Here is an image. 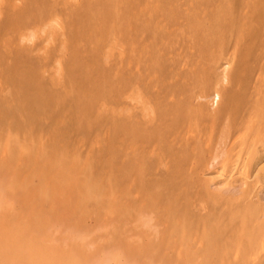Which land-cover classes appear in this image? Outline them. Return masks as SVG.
<instances>
[{"label": "rangeland", "instance_id": "rangeland-1", "mask_svg": "<svg viewBox=\"0 0 264 264\" xmlns=\"http://www.w3.org/2000/svg\"><path fill=\"white\" fill-rule=\"evenodd\" d=\"M136 1L0 0V157L19 158L28 177L7 194L41 182L25 156L42 139L60 146L64 165L88 162L72 225L46 194L38 221L16 217L17 203L0 210L2 255L10 264H264V0H161L130 22ZM61 63L77 93L63 122L45 90L54 75L52 89L65 88ZM16 69L38 78L41 101Z\"/></svg>", "mask_w": 264, "mask_h": 264}, {"label": "bare ground", "instance_id": "bare-ground-1", "mask_svg": "<svg viewBox=\"0 0 264 264\" xmlns=\"http://www.w3.org/2000/svg\"><path fill=\"white\" fill-rule=\"evenodd\" d=\"M69 1V0H67ZM74 1V0H73ZM159 1L161 2V0H138L136 1L135 3L132 4V6H130V11H129V20L130 22L132 21L130 18L131 16H135L136 18V15L137 17L138 16H142L145 12V9L147 7V10L150 9L151 7H149V4L150 6L153 5L157 8V6L159 5ZM3 2V1H2ZM6 2V0H5ZM4 2V4H5ZM11 2V1H10ZM66 2V1H65ZM9 3V2H8ZM13 3V2H12ZM156 3V4H155ZM158 4V5H157ZM167 4V3H166ZM16 5V4H15ZM147 5V6H146ZM171 5V4H169ZM10 6V5H9ZM145 6V8H144ZM176 6V5H175ZM258 6V5H257ZM156 8H152L153 10ZM170 9V7H168ZM167 8V9H168ZM155 12V11H154ZM176 13V12H175ZM57 19V18H56ZM55 20V19H53ZM58 22V20L56 21ZM54 23V22H53ZM49 24V23H48ZM51 24H52V21H51ZM56 24V23H55ZM52 26V25H51ZM62 26V25H61ZM64 26V25H63ZM201 26V25H200ZM48 27V26H47ZM50 29V28H49ZM54 29V28H53ZM45 30V28H44ZM51 30V29H50ZM98 28H95L93 30V33L92 35L90 36V39L92 41H97V42H100V36L98 34ZM32 33V32H30ZM29 33V34H30ZM205 33V31H204ZM31 35V34H30ZM34 35V34H33ZM37 35V34H36ZM39 35V34H38ZM37 35V36H38ZM197 36V35H196ZM33 37V36H32ZM46 37V36H45ZM44 37V38H45ZM112 37L114 38L115 40L117 39V32H116V27L112 24L111 25V34L109 36V38ZM62 39V38H61ZM113 39V40H114ZM22 40V37L21 39ZM45 40V39H44ZM43 40V41H44ZM50 40V39H49ZM112 40V39H111ZM110 40V41H111ZM64 42V41H63ZM17 45V44H16ZM20 45V44H19ZM62 45V44H61ZM110 46V45H109ZM25 47V46H24ZM24 47H21V51H23L22 49H25V51L27 50L26 48ZM107 47V46H106ZM143 48H147V46L144 44V46H142ZM15 48V47H14ZM62 48V47H61ZM66 50V49H65ZM106 48H101L99 50L100 52V56H99V59H103L102 61H105V58H108V55L106 56ZM148 51V48L146 49ZM17 51V49L15 50ZM20 51V52H21ZM25 51L21 52V53H24ZM146 52V51H145ZM27 53V52H26ZM229 55H227L228 57ZM104 57V58H103ZM97 60H98V57L96 58V64H97ZM110 60V59H109ZM112 60V59H111ZM62 62V60H60ZM105 63V62H104ZM54 64V63H53ZM62 65V71L61 73H63V75H65V78H64V82H65V88L63 89V91L61 92H56L54 89H52V87H54V85H56V81H57V78L55 77L56 75H54L56 72L54 71V77H52L50 80H49V87H45V90L47 89V94H48V97L49 98H55V101L58 102L59 104L58 105V108H56V111H57V116H58V119H59V122H63L65 120V118L68 117V108H69V104H70V99L72 98H75L74 95H77L76 93V90H75V87L73 86L70 78V71L68 70L67 66L64 65V63H61ZM96 64L94 62H91V61H85L83 62L82 64V68H81V73L84 77V80L86 82H90V81H93L89 74H90V70L94 68V66H96ZM224 64V63H223ZM59 64L57 63L56 67L58 66ZM54 70H57V68H55ZM58 70H60L58 68ZM59 72V71H57ZM61 73H57L58 75H60ZM16 74L17 76H19L20 78L23 79V81L25 83H30L34 86L35 88V99L38 100V101H41L42 98V93H40L38 91V88L39 87H42V84L39 82L38 78H34L32 79L31 76L28 74H26V72L23 70V69H16ZM67 75V76H66ZM221 75V74H220ZM63 82V81H62ZM56 83V84H55ZM62 85V86H64ZM8 91V90H7ZM9 92V91H8ZM92 93V92H91ZM90 93V89L86 88L85 86H81L79 88V95L82 96L83 98H88L89 100L93 99V94ZM38 96V97H37ZM37 97V98H36ZM44 101H46L44 99ZM203 101V100H202ZM142 103V102H141ZM146 102H144L143 104H145ZM106 104V103H105ZM147 105V104H146ZM210 106V105H209ZM143 107V105H142ZM147 107V106H146ZM112 109V108H111ZM110 109V110H111ZM145 109V108H143ZM147 110V109H146ZM121 111V110H120ZM125 111V110H124ZM148 111V110H147ZM144 112V111H143ZM146 112V111H145ZM109 113V112H108ZM113 113V112H112ZM111 113V114H112ZM127 113V112H126ZM149 114V113H148ZM105 115V113H104ZM118 115V114H117ZM103 117V118H102ZM101 118L103 120H107V118H105L104 116H102L101 114ZM109 124H113L114 122L112 121H109ZM126 124V127H127V130H130L132 129L131 125H129L127 122H125ZM54 127V126H53ZM51 127V128H53ZM56 127V126H55ZM55 127L51 130V133H55L56 132V129ZM46 137V136H45ZM96 138V137H95ZM188 138V137H187ZM28 139V138H27ZM36 139V138H35ZM33 140L34 143H37L35 142L36 140ZM42 138H39V141H41ZM9 140H7V143H8ZM30 140H27L26 142H29ZM3 141H0V144L2 143ZM5 142V141H4ZM27 146L29 145L28 143H26ZM31 142H32V139H31ZM47 142V141H46ZM96 142H97V139H96ZM30 143V142H29ZM34 147L36 144H34ZM98 143V142H97ZM5 143H3L4 145ZM23 144V143H22ZM21 144V145H22ZM31 144V143H30ZM44 139H42V142L41 143H38V147H36V150L34 153V155L31 154V156H25L27 157V160L29 159V163L34 165L35 167L32 169L34 173H37V174H40V177L41 179V182L39 183V185H35L31 188H29L27 190V192H25L23 195H8L7 192L10 191V187L12 186V184L14 183H21L24 181V179L27 177V175L25 176H21L18 172V169L17 167L19 166V162L21 161L19 158L18 160L16 159V161H12V159L10 158V156H1L0 157V210H5V211H14L15 210V204L17 203L18 204V210H19V214L16 216L18 217L19 219H23V220H27V221H38L39 219L41 218H45L44 217V213L43 214H40V212L38 213L39 210L42 209V206L40 204V195H43V194H46L48 197H49V202H50V210L53 211V213H57L55 218L57 219H61L60 221L64 222V224L66 226H70L72 225V222H71V217L69 215V213H71V211H74V208H76V205L79 204V202H81L80 200V197L82 194H84V191L83 189H85V186H86V183H84V180H85V176H84V173L82 175L81 173V170L80 168L83 167L85 165V162H87V160H84L81 161L83 162L82 165L79 167H75V165L73 164H70V163H73V162H70L69 165H64V161H66V157H65V153L64 152H58L62 155H58L57 154V150L60 146H58L57 144L55 143H52L50 144L49 143V149L47 148H44L45 145H44ZM95 144V143H94ZM10 145V144H9ZM8 145V146H9ZM36 145V146H37ZM93 145V144H92ZM17 146V145H16ZM24 145H22V149H25L24 151L21 150L19 148V154L21 152H25L26 153V149H27V146H25V148H23ZM6 147V145H5ZM14 147V146H13ZM20 147V146H19ZM2 149H4V146L2 147ZM13 149V148H12ZM60 149V148H59ZM17 151V149H16ZM55 151V152H54ZM24 154H20L18 157H22L23 160H24ZM64 156V157H63ZM67 156V155H66ZM228 157V156H227ZM84 158V157H83ZM86 159V158H85ZM15 160V159H14ZM22 160V161H23ZM75 160V159H74ZM25 162V161H24ZM22 163V162H21ZM77 163V162H76ZM88 163V162H87ZM139 166V165H138ZM22 167V166H20ZM87 167V166H86ZM30 169V168H29ZM30 173H31V170H30ZM23 175V174H22ZM246 176V175H245ZM249 177V176H248ZM251 177V176H250ZM28 178V177H27ZM96 179V178H95ZM102 179V178H101ZM250 180V179H249ZM88 182V181H87ZM246 182V181H245ZM103 183V182H102ZM17 184V185H18ZM100 184V183H99ZM23 186V185H22ZM235 188H237V186H235ZM240 188V187H239ZM23 189V187H22ZM9 190V191H8ZM87 190V189H86ZM242 190V188H241ZM23 191V190H21ZM20 191V192H21ZM107 191V190H106ZM235 191V190H234ZM15 192V191H14ZM230 193V191H228ZM238 192V191H236ZM244 192V191H243ZM242 192V193H243ZM42 193V194H41ZM232 193V192H231ZM110 194V193H109ZM86 195V194H85ZM109 196V195H107ZM113 197H115L113 194L111 195ZM110 196V197H111ZM83 197V195H82ZM112 197V198H113ZM234 197V196H233ZM240 197V196H239ZM85 198V197H84ZM108 198V197H107ZM111 198V199H112ZM235 198V197H234ZM237 199V198H236ZM103 200V198H102ZM101 200V201H102ZM105 200V199H104ZM103 200V201H104ZM108 200V199H107ZM119 200V199H118ZM233 200V199H232ZM231 200V201H232ZM234 201V200H233ZM48 202V203H49ZM100 202V201H99ZM105 202V201H104ZM85 203V202H84ZM157 203V202H156ZM103 204V203H102ZM110 204V203H109ZM159 204V203H158ZM253 204V203H252ZM228 205V204H227ZM110 206V205H109ZM48 207V208H49ZM78 207V206H77ZM83 207V206H82ZM81 207V208H82ZM107 207V206H106ZM112 207V206H111ZM163 208V207H162ZM17 210V209H16ZM109 210V209H108ZM236 210V209H235ZM46 211V210H45ZM81 211V210H80ZM18 212V211H17ZM43 212V211H42ZM80 213V212H79ZM264 213V212H263ZM46 214H48V212H46ZM51 214V213H49ZM53 216V217H54ZM112 217V216H111ZM136 218V217H135ZM43 220V219H42ZM52 221V220H51ZM114 221V220H113ZM112 221V223H113ZM234 221V220H233ZM2 222V221H0ZM5 222V221H4ZM61 222V223H62ZM78 222V221H77ZM23 223V222H22ZM55 223V222H54ZM60 223V222H59ZM6 224V223H5ZM29 224V223H28ZM27 224V225H28ZM33 224V223H32ZM46 224V223H44ZM42 224L41 227H45V225ZM49 224V223H47ZM114 224V223H113ZM11 224H9L10 226ZM23 225V224H22ZM79 225V224H78ZM82 225V224H81ZM132 225V224H131ZM243 225V224H242ZM8 226V227H9ZM240 226V225H239ZM4 227H7V226H4ZM17 227V226H16ZM32 227V226H31ZM49 227V226H48ZM79 228V227H78ZM83 228V227H82ZM3 229V228H2ZM10 229V228H9ZM21 229V228H20ZM33 229V228H32ZM130 229V228H129ZM251 229V228H250ZM18 230V229H17ZM27 230V229H25ZM36 230V229H35ZM78 230V229H77ZM1 231V230H0ZM12 231H13V228H12ZM16 231V230H15ZM31 231V229H30ZM29 231V232H30ZM247 231V230H246ZM14 232V231H13ZM23 232V231H22ZM32 232V231H31ZM30 232V233H31ZM39 232V230H38ZM79 232V231H77ZM126 232V231H125ZM245 232V231H244ZM18 233V232H17ZM29 233V234H30ZM80 233V232H79ZM202 233V232H201ZM29 234H16L17 237H16V241L18 242H21V243H25L26 242V239H29L30 236ZM33 234V233H32ZM31 234V235H32ZM44 234V233H43ZM245 234V233H244ZM0 235H4L2 232H0ZM188 235V234H187ZM9 236V235H7ZM12 236V235H11ZM29 236V237H28ZM44 236V235H43ZM53 236V235H52ZM35 237V236H34ZM37 237V236H36ZM68 239H77V238H80L81 239V236L76 234L75 232H70L67 234L66 236ZM237 237V236H236ZM33 238V237H32ZM15 240V239H14ZM35 241V239H34ZM6 242V241H5ZM13 242V241H12ZM187 242V241H186ZM4 243V242H3ZM7 243V242H6ZM5 243V244H6ZM9 243V242H8ZM20 243V244H21ZM2 244V243H1ZM239 244V243H238ZM261 244V243H260ZM10 245V244H9ZM28 245V244H27ZM198 245V244H197ZM8 246V244L6 245V247ZM25 246V245H24ZM58 246V245H57ZM12 247V246H10ZM15 247V246H14ZM33 247V246H32ZM4 248V246H3ZM21 249H23V247H20ZM115 248V247H114ZM6 249H10V248H6ZM35 249V248H34ZM39 249V248H38ZM61 249V248H60ZM30 250V249H29ZM12 251V250H10ZM114 251V250H113ZM263 251V250H262ZM22 252V251H21ZM23 253V252H22ZM21 253V254H22ZM51 253V252H50ZM229 253V252H228ZM259 253V252H258ZM19 254V253H18ZM38 255V254H37ZM238 255V254H237ZM16 256V255H14ZM25 256V255H24ZM27 256V255H26ZM43 256V255H42ZM56 256V255H55ZM54 256V257H55ZM179 256V255H178ZM251 257H254L251 255ZM250 257V258H251ZM0 258H2L4 261H5V264H10L11 261H12V258H11V254H8L6 252H3V255H2V245H0ZM17 258V257H16ZM23 258V257H22ZM26 258V257H25ZM48 258V257H46ZM52 258H53V255H52ZM29 259V258H28ZM50 259V258H49ZM24 259H22L23 261ZM65 260V259H64ZM251 260V259H250ZM17 261V260H16ZM29 261V260H27ZM39 261V260H38ZM41 261V260H40ZM39 261V262H40ZM46 261V260H45ZM49 261V260H48ZM261 261V260H260ZM35 262V261H34ZM14 263V262H13ZM28 263V262H26ZM30 263V262H29ZM47 263V262H46ZM57 263V262H56ZM20 264V263H19ZM31 264V263H30ZM35 264V263H34Z\"/></svg>", "mask_w": 264, "mask_h": 264}]
</instances>
